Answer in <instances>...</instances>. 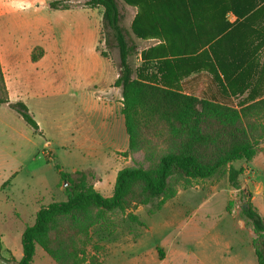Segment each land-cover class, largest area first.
Wrapping results in <instances>:
<instances>
[{
    "label": "trees",
    "instance_id": "obj_1",
    "mask_svg": "<svg viewBox=\"0 0 264 264\" xmlns=\"http://www.w3.org/2000/svg\"><path fill=\"white\" fill-rule=\"evenodd\" d=\"M122 1L142 9L131 27L137 39H166L177 54L176 58L170 59L157 49L158 55L154 57L155 49L152 48L142 53L141 66L133 67L129 60L138 53V47L128 41L118 0L87 2L89 8L103 9L102 28L108 31L105 44L110 48L114 46L119 53V76L115 87L122 92V115L129 137L127 154L143 152L148 167H129L119 171L113 194L104 197L94 188L91 182L94 176L90 170L66 172L55 165L62 183L68 185L65 189L67 200L52 202L38 211L35 223L28 226L21 236L23 254L17 264H33L37 247L42 248L57 264H80L79 254L90 243V229L103 223L108 213H124L156 201L161 208L176 196L179 188L189 187L194 180L212 179L226 168H229L230 186L240 190L238 178L243 172L236 170L232 164L252 162L264 145V97L255 98L256 92L251 93L239 107H234L169 87L180 86L181 80L200 68V56L191 58L189 54L202 49L213 53L221 50L226 37L225 28L177 23L157 27L139 25L140 16L148 14V8L153 4L226 3L235 12V5L246 0ZM253 1L257 5L264 3V0ZM50 8L69 9L57 1L51 2ZM256 33L260 36L264 29ZM39 50L38 55L35 52L32 55L34 62L43 55V50ZM100 54L107 58L105 53ZM154 60L156 62L153 63ZM215 62L213 67L226 75L228 67L219 59ZM154 71L162 73V76H155ZM170 71L176 73V81L172 83L163 76ZM0 105H8L27 125L38 130L36 121L24 104L9 102L1 63ZM241 194V212L256 236L253 249L257 264H264V216L250 201L248 193L242 191ZM131 218L137 221V218Z\"/></svg>",
    "mask_w": 264,
    "mask_h": 264
},
{
    "label": "crops",
    "instance_id": "obj_2",
    "mask_svg": "<svg viewBox=\"0 0 264 264\" xmlns=\"http://www.w3.org/2000/svg\"><path fill=\"white\" fill-rule=\"evenodd\" d=\"M75 9L77 8L73 7L61 11L71 12ZM89 9L85 11L87 15L96 16L97 20L94 34L90 32L91 38L93 35L94 51L89 61L72 65V69L78 77L73 85L67 86L66 83H63L61 86H56L53 79L50 80V76L56 75L58 78L60 76L65 78L66 74H70L66 68L69 69L68 60L72 54L60 52L59 49L49 45L46 41L30 47L26 43L18 46V41L14 38L11 40L10 35L3 32V27L8 28L11 24V28H22L28 21L24 19L23 12L17 19H7L19 9L0 0V63L9 102L24 104L38 126V130L35 131L8 105H0V194H5L10 190L12 180L23 170H30L34 176L39 172L45 174L54 170L57 178L53 187L56 190L65 191L60 176L54 168L58 164L53 163L62 153L79 159V163L87 164L73 168L71 172L93 170L97 177L102 178L106 172L115 171L117 163H120L119 158L129 151V137L122 115V92L120 88L115 87L119 76V66L110 59L102 57L96 48L103 19V9L101 7ZM93 9L97 15L93 14ZM141 10L137 6L124 4V9L120 12L124 17L123 22L126 21V26L132 27L139 13L141 15ZM176 23L184 26H219L226 29L224 33L226 37L220 51L213 53L202 49L192 52V55L189 54L191 58L200 56L202 61L200 68L197 67L190 75L181 80L180 86L169 87L177 88L187 95L199 98L209 95L214 99H224L228 102L236 98L240 100L246 97L247 99L251 93L264 90V33L260 36L256 33L258 30L264 29V3L257 5L253 0H246L244 3L235 5V12L231 11L230 6L226 3H158L150 5L148 14L140 16L139 20L141 26L157 27ZM123 26L125 25L123 24ZM138 40L154 44L140 48L138 43L128 40L135 43L140 51L137 67L142 64V53L152 48L155 49L154 57H157L158 49V51L166 53L168 58H176L175 49L167 44L169 41L166 42V39L150 37L147 40ZM37 48L43 50V55L34 62L32 55ZM21 53L24 57L23 61L20 59ZM131 59L132 57L129 60L130 64ZM216 59L222 61L226 68L228 67L226 75L224 71L213 67L214 63L216 64ZM62 62L64 63L62 64ZM154 62L156 61L154 60ZM153 74L162 76V73L157 74V71H154ZM163 76H166V81L170 83L176 81L175 71L164 73ZM205 89L211 93L203 94L196 91ZM67 96L74 99V105L72 103L70 120L63 122V113L60 110L50 112L49 102ZM254 97L262 98L264 96L258 97L254 94ZM242 102L246 101H241V104ZM244 164L246 163L238 161L232 166L236 170H242L238 167ZM248 165L254 172L251 179L252 184L247 193L250 201L264 216V157L261 158L258 154ZM120 170L121 168L117 169L114 174V181H116ZM44 183L45 181L36 187L30 200L20 202L21 209L16 210V219L23 221L31 218L35 223L38 211L49 205V203L43 204L45 202L43 195L53 192V189ZM98 185L102 187L100 180L95 185L96 190H98ZM5 201L11 200L7 197ZM231 214L234 215V219H238L240 246L244 247V241L249 239V247L254 253L251 243L252 230L246 229L245 220L240 218L235 209ZM217 246L219 245L217 244ZM223 248L230 250L232 247L229 242H226ZM169 257V263L173 264L180 255L174 248ZM246 264H257V262L248 259Z\"/></svg>",
    "mask_w": 264,
    "mask_h": 264
},
{
    "label": "rangeland",
    "instance_id": "obj_3",
    "mask_svg": "<svg viewBox=\"0 0 264 264\" xmlns=\"http://www.w3.org/2000/svg\"><path fill=\"white\" fill-rule=\"evenodd\" d=\"M3 1L19 9L7 19H17L23 12L24 19L28 21L22 28H11V24L8 28L3 27V32L9 34L11 40L12 38L17 40L18 46L26 43L30 47L46 41L49 45L59 49L60 52L72 54L68 60L69 69L66 68L70 74H66L65 78L51 75L50 80L53 79L56 86H61L63 83H66L67 86L73 85L78 77L73 71L72 65L89 61L94 51L93 35L91 38L90 32L94 34L97 20L96 16L87 15L85 12L90 10L86 6L89 0ZM54 1L59 2L61 6L77 9L71 12L53 10L50 8V3ZM118 4L120 10L123 11L124 2L118 0ZM92 11L95 14V10ZM122 26L128 40L135 41L140 48L154 44L153 42H140L133 34L131 27L126 26V21L122 22ZM107 33L108 31L103 29L101 24L97 39V51L105 53L108 59L119 66L118 50L114 46L110 48L105 44ZM139 52L138 50V53L131 59V64L135 68L139 65ZM35 53L37 55L40 53L39 48ZM20 59L23 61V54ZM205 90L196 91L203 94L211 93L208 89ZM255 94L262 97L264 90ZM205 98L237 107L241 105V101H247L249 97L240 100L236 98L229 102L224 99H214L209 95H205ZM49 103L50 112L60 110L63 113L62 121L70 120L71 109L74 105L73 98L61 97ZM259 154L261 158L264 157V146L260 147ZM119 159L120 163H117V169L148 167L143 152L132 155L123 154ZM78 160L70 154L62 153L53 163H57L64 171L71 172L73 168L87 165L79 163ZM239 168H242L243 172L239 177L240 190L230 186L228 182L229 168H226L212 179L194 180L189 187L179 188L176 196L168 200L161 208L158 207L159 201H156L148 206L131 208L124 213L119 211L108 213L103 223L90 229V243L79 254L80 264H170L169 256L174 248L180 257L173 264H246L248 259L257 262L249 247V239L244 241V247L240 246L238 219H234V215L231 214L235 209L240 218L245 220L246 229L252 230L240 208L243 203L241 192H249L254 171L248 163ZM117 169L106 172L102 178L97 177L95 171L90 170L94 176L93 181L90 179L94 188L97 181L102 182V187L98 185L97 191L104 197H110L113 194L115 185L113 176ZM56 178L54 170L45 174L39 172L36 176L30 170H23L12 180L10 190L5 194H0V264H17L16 262L20 260L23 253L21 233L25 227L34 223V219L31 218L23 221L15 218L16 210L21 209V201L30 200L36 187L43 181H45L44 185H49L53 189L51 194L43 195L44 205L50 204L52 201L67 200L65 191L56 190L53 187ZM64 184L66 183H63V186ZM7 197L11 201L6 202ZM131 216L137 218V221H134ZM236 216L238 217V215ZM244 238H246L245 235ZM255 238L253 233L252 248ZM226 242L231 244L230 250L223 248ZM33 264L57 263L42 248L37 247Z\"/></svg>",
    "mask_w": 264,
    "mask_h": 264
},
{
    "label": "water",
    "instance_id": "obj_4",
    "mask_svg": "<svg viewBox=\"0 0 264 264\" xmlns=\"http://www.w3.org/2000/svg\"><path fill=\"white\" fill-rule=\"evenodd\" d=\"M67 186V184H64V187H66Z\"/></svg>",
    "mask_w": 264,
    "mask_h": 264
}]
</instances>
